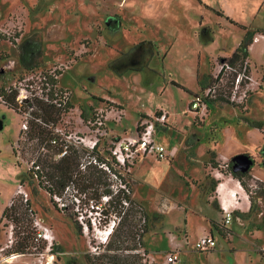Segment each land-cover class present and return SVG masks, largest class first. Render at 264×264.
<instances>
[{
	"label": "rangeland",
	"instance_id": "1",
	"mask_svg": "<svg viewBox=\"0 0 264 264\" xmlns=\"http://www.w3.org/2000/svg\"><path fill=\"white\" fill-rule=\"evenodd\" d=\"M203 1L211 7L221 8L244 25L250 24L241 5L234 0H0V29L10 33V36L0 38V89L12 87L32 72L21 67L18 46L26 38L35 36L41 43V55L38 66L32 70L35 73L59 72L57 88L67 93L71 107L58 114L56 125L69 136L68 146L77 149L80 164L88 161L87 152L77 139L86 131L81 121L93 118L96 113L105 116L108 136L99 142L97 152L103 158H109L112 142L135 135L140 118L158 113L159 107L165 108L169 113V128L157 133L156 139L169 150L176 149L173 159L166 162L156 161L152 156L140 157L129 169L121 170L131 199L146 215V232L150 231L145 238L147 247L160 260L169 249L167 232L170 230L171 234L178 235L182 243L183 236L176 233L180 230L178 226L186 220L190 238L178 249L184 264H264V247H256L264 243V197L256 181L249 178L252 177L250 169L241 179L248 190L247 216L236 215L240 217L238 220L231 213V224L228 225L224 224L225 212L219 216L218 224L208 220L216 247L207 253L193 250L196 232L206 224L205 216L211 213L204 200L206 203L211 201L213 208L218 210L216 202L209 198L214 191L213 184L223 176L231 175L227 163L219 164L212 148H206L209 133L216 131V125L220 136L224 137L220 147L222 153L244 149L255 154L247 153L254 163L251 168L264 179V146L254 151L262 143L261 138L242 118H264V104L261 103L264 53L259 54L258 59L251 56L250 74L257 82L254 86H259L263 92L255 97L256 104L251 106L249 115H242V108L253 92L243 105L215 100L211 106H220L214 109L210 106L206 115L209 111L212 113L208 118L204 115L193 119L187 110L192 98L171 84L173 81L191 90L197 86L204 88L213 80L216 63L231 57L235 44L243 35L238 27L224 26V19L213 9H206ZM112 21L119 23L115 31L109 28ZM252 26L262 29L264 35L262 18ZM194 28L197 41L192 35ZM206 28L213 29L211 38L200 37V32ZM213 50H218L217 59V54L212 57ZM198 64L201 72L207 71V75L196 74ZM235 75L225 76L227 87ZM143 112H150V116ZM20 123V116L0 103V243H3L0 245V264H89L88 258H97L104 252L91 254L88 243H102L103 232L115 215L119 220H114V228L105 243H111V248L117 250L109 254L123 259L138 255L132 252L138 248L136 245L132 249L134 225L137 229L139 224L135 217L128 215V224H122L123 215L120 214L121 220L117 207L108 206L101 198V205L94 201V210L89 208L85 213L90 223L95 221V227H89L85 233L78 214L71 209L62 213L54 206L49 194L29 172L32 161L36 162L44 153L51 157L53 151L34 149L25 134L19 138ZM18 140L21 141L20 156L13 152ZM211 153H214L213 158ZM212 163L217 165L216 168L211 166ZM39 166L41 169L43 165ZM201 169L202 175H199ZM18 179L27 193L28 207L9 239L7 219L1 220V216L9 192ZM106 182L110 186L108 179ZM104 189L99 186V192ZM88 191L95 199L93 191ZM14 199L17 204L23 203L20 194ZM186 205L200 213H186ZM24 208L21 209L23 212L26 211ZM35 218L52 231L54 240L49 249L45 240L35 239ZM27 231L31 237L27 253L15 252L16 243ZM141 248L146 251L145 244ZM14 256L17 257L11 263L5 262Z\"/></svg>",
	"mask_w": 264,
	"mask_h": 264
},
{
	"label": "built area",
	"instance_id": "2",
	"mask_svg": "<svg viewBox=\"0 0 264 264\" xmlns=\"http://www.w3.org/2000/svg\"><path fill=\"white\" fill-rule=\"evenodd\" d=\"M4 36H10L9 31L0 29V38ZM13 39L17 40L15 38ZM253 40H256V38ZM56 72L57 71L54 70L46 73L31 72L20 82L7 88V90L9 92H11V90L17 92V103L37 98L45 103L62 108L69 103V98L67 93L64 91H57L58 88L56 89L50 84L49 77L51 76L52 78L57 79ZM233 73L236 75L230 82L228 89L225 85L226 82L224 78L228 74ZM212 76L213 80L202 88L198 94L194 95L188 104L187 110L195 118H202L206 115L211 102L215 100L225 101L234 105H243L250 96V92H254V90L258 87L257 85L254 86L257 82L250 74V63L247 58L243 59L237 68L230 65L228 62L222 61L216 63L215 71ZM20 118V131L22 134L26 135L28 130L27 122L29 119H32V117L29 113H23ZM105 119L104 115L96 113L93 118L88 120L86 119L84 122L80 120V124H83L86 131L85 133H80V137H77V139L80 140V147L87 152L88 161L86 163H81L79 168L80 172L84 173L87 171L88 167L94 166L107 175L108 181L111 183L109 187H111L112 195L120 196L118 207L120 209V214L124 215L125 211L131 206V191L127 182L121 177V170L129 169L135 160L140 157L152 156L159 161L169 160L173 158L176 151L175 149H166L163 145L157 143L154 138L157 127L165 126L168 120V113L165 110L160 109L158 113L139 120L136 126L135 135L122 137L117 141L112 142L109 149V158H103L97 151L100 144L99 142L104 137L108 136L105 129ZM33 120L36 124L52 131V138L49 141V145L59 146V148H61V152L55 158L59 159L64 156L69 149L68 143L71 142V140H69V136L63 134L62 130L59 129L57 125L53 127L51 124H46L41 120V118H33ZM45 147L46 143L44 142L41 145L40 151L44 152L46 150ZM14 148L16 150V154H19L20 156L21 151L18 143L14 145ZM39 170V164L32 161L29 172H31L36 179L37 176L35 173ZM77 188L78 187H76L72 182H69L63 189H61V191L55 192L49 196L54 206L62 213L71 209L75 214H78V221L82 226L83 231L87 233V231H89V227H95V221H91L90 223V221L85 218V213L89 210V208L94 210L93 202L97 200H95L96 198L93 199L90 195H88L89 191H83L82 189ZM16 194L23 196V203L28 201L27 193L21 185L17 186ZM101 198L104 202L108 203L110 196H103ZM11 204L12 201L9 205ZM96 204L101 205L100 201H97ZM99 207L96 205L97 209H99ZM224 212V224L228 225L232 219L231 212ZM115 219L119 220L115 215L111 223L108 224L107 230L103 232L104 236L103 240H101L102 243H94L93 245L88 243L89 252L91 254H100V252H104V248L107 245L105 241L114 228ZM136 220L139 223L137 224V229L139 233H142L146 220L140 213H137ZM7 223L8 238L10 239L15 225L12 220H7ZM33 227L36 230L37 238L35 239L40 240L42 238L45 240L49 249L54 240L52 231L45 227L36 218L33 220ZM139 246L140 245H138V248L132 252L141 256V264H157L153 261V259H151V257H149V255H147L146 251ZM215 247L216 240L210 234L202 235L193 245L194 250L201 253L213 251ZM101 248H103L102 251ZM159 264L184 263L176 252H168L164 256L163 261Z\"/></svg>",
	"mask_w": 264,
	"mask_h": 264
},
{
	"label": "trees",
	"instance_id": "3",
	"mask_svg": "<svg viewBox=\"0 0 264 264\" xmlns=\"http://www.w3.org/2000/svg\"><path fill=\"white\" fill-rule=\"evenodd\" d=\"M215 14L217 16H223L221 12L215 11ZM117 18V17H115ZM229 23L233 26L238 27L241 30L246 31L245 37L240 42L238 48L233 52L231 57L227 59H221L223 62H228L232 66H236L243 61V59L247 58V50L250 44L252 43L254 32L253 31H247V27L236 23L232 19L227 18ZM109 28L111 30H117L119 28L118 22H110ZM19 63L21 67L25 71L34 72L32 69L38 66L39 58L41 55V43L40 41L35 37L31 36L23 40L19 46ZM59 75V72H56V76ZM50 84L52 87L57 89V80L49 77ZM171 84L182 89L185 92H188L187 89L180 86L176 82L171 81ZM12 89V88H11ZM57 91H61V89H57ZM16 95L17 92L14 90H11L9 92L7 89H0V98L3 105H5L8 109L13 110L15 113H17L19 116H21L23 113H29L32 117V119H29L28 124V130L26 132V138L27 141L32 142L34 149H40L41 145L45 142L46 147L45 149L49 151H53V155L50 157L47 155L48 153L40 154V156L37 158V163L43 165L39 171H36L37 181L38 184H41L45 191L52 195L55 192L61 191L67 185L69 182H74L79 189H82L83 191L91 190L96 195V200L100 201L101 197L103 196H110L108 206H112L113 208L117 207V210L120 214V209H118L119 206V199L120 196L112 195V191L109 189V184L106 182L108 179L107 175L101 171L98 170L95 167H88L87 171L82 173L80 172V162H79V155L77 153V149L74 147H69L67 153L60 157L59 159H56L55 156L58 155L61 152V148L59 146H50L49 141L52 138V131H49L48 129L44 128L41 125H38L34 122L33 118H41V120L46 124H51L53 127L56 126V122L59 113L66 112L70 107V103H67L64 107L58 108L52 104L45 103L37 98H33L28 101H23L22 103H17L16 101ZM32 108V109H31ZM85 114V112H84ZM247 121V124L253 128L258 129L262 132L263 130V124L261 122H254L245 119ZM21 138L22 133L20 132L19 135ZM18 145L20 147L21 141L18 140ZM15 148L13 147V152L15 153ZM21 151V149H20ZM211 157H214V153L210 154ZM101 159V157H100ZM212 167L216 168V164L212 163ZM227 167L231 170V176L235 179H237L242 186V188L247 193L246 185L241 181V179L249 174L248 172L241 173L233 171V163L231 160L227 163ZM44 170V171H43ZM252 178V177H249ZM22 182V180H21ZM258 187L260 188V194L264 197V184L256 181ZM99 186H104L105 189L99 192ZM108 186V187H107ZM216 183L213 184V188H215ZM28 202V201H27ZM16 203V199H12V204L7 206L3 213L1 220L7 219L12 220L15 227H18V220L23 216L24 213L27 212L28 203ZM130 208L128 209L129 212L125 213L122 217L123 221L122 224H128V215H131L132 217L137 216V213H140L146 220V215L143 212V209L137 205L135 201L132 199L130 200ZM26 207V209L24 208ZM25 209L26 211L23 212L21 209ZM31 213V212H30ZM125 216V217H124ZM121 219V220H122ZM136 225H134V234L132 237V240L134 241V245L132 249L136 248V245H140L141 247H144V243L142 241L143 235L146 233L147 228L144 225L142 233H139L138 229H135ZM30 232H24V235L20 238L19 242L16 243V249L15 252H18L20 254H25L28 251V248L30 247ZM114 248V247H113ZM111 243H108L106 247L104 248V254L98 256L97 258H88L87 261L89 264H141V258L138 255H131L130 257H127V259H123L121 257H118V255L111 253ZM107 252V253H106ZM147 252V251H146Z\"/></svg>",
	"mask_w": 264,
	"mask_h": 264
},
{
	"label": "crops",
	"instance_id": "4",
	"mask_svg": "<svg viewBox=\"0 0 264 264\" xmlns=\"http://www.w3.org/2000/svg\"><path fill=\"white\" fill-rule=\"evenodd\" d=\"M204 2L205 1H203V3ZM234 2H236L237 5H239V6L241 5V9H242L241 11L243 13H245L247 18L250 20V24L249 25H244L237 18L235 19L234 17H230V15H228V13H226L225 11H222L221 8L211 7L210 5H207L206 2L204 4L207 6V7H205L206 9H213L215 11H218V12L222 13L223 16H221V18L224 19V24H225L224 26L236 27V26H233L232 24H230L227 18L232 19V20L235 19L236 21H238V22L235 21L236 23H239V24H242V25L246 26L247 27V31H253L254 32L253 39L256 38V40H252V43L250 44V46L248 47V50H247V52H248L247 53V59H248L250 65H251V63H253L252 60H251L252 59V57H251L252 55H253V57L258 59L259 54H263L264 53V35L261 32L262 29L252 26V24L257 19L262 18L264 20V0H234ZM195 30H196L195 28H194V30H192L193 31L192 35H194V38L196 40V31ZM212 31H213V29L206 28V29H203L200 32L199 35H200V37L202 35H207V37L211 38ZM242 32H243V35L240 36V40L235 44V46H234V48L232 50L233 52L238 48L240 42L245 37L246 31L242 30ZM213 51H214V54L212 55V57L217 54V57H216V59H217L218 55H219L218 50H213ZM198 55H199V52H198ZM199 65L200 64H198V68L195 71L196 74L197 73H200V74L202 73V75H207V73H206L207 71L201 72V69H200ZM252 77H253V74H252ZM263 85H264V83H263ZM263 85H262V87H263ZM185 89H187V91H188V92H185V93H187L190 98H192L194 95L198 94L202 90V88L198 89V86L194 90H191V89H188V88H185ZM256 90L257 91L253 92L250 100L248 102H246V105L242 108V112H243L242 115H244V114H248L249 115L251 106L256 104L255 97L258 96L261 92H263V89L260 88L259 86L257 87ZM262 99L263 100H262L261 103L263 105L264 104V96H263ZM190 100L191 99H189L188 104H189ZM188 104H187V107H188ZM218 106H220V105H217V106L213 105V106L210 107V109H214L215 107H218ZM224 106H226V105L224 104ZM160 109H163V110H165L167 112V110L165 108H163V107H159L158 110H160ZM211 113L212 112L209 111V113L206 115V118H208V116ZM143 114H145L146 116H150V112H148V113L147 112H143ZM192 118L195 119V117H192ZM242 118L243 119L245 118L247 120L254 121V122H261L262 124H264L263 123L264 122V118L258 119V120H253L251 118H247V117H244V116ZM139 120L137 121V123L139 122ZM168 122H169V113H168V120H167V123L165 124V126H158L157 130H156V133L154 135V138H155L156 142L161 144V145H163L165 148H166V146L163 143H160L156 139V134L160 133L161 130L169 128V126H167V124H169ZM137 123H136V126H137ZM224 123H226V122H224ZM214 124L216 125V123H214ZM228 124L229 123H227V126H228ZM216 127H217V129H216V131L214 133H211V132L209 133V137H208L207 142H206V148L207 147H209V148L211 147L212 148V150H213L212 152H215L216 160H217V162L219 164L225 165L233 157H235L237 155H241V154H246L247 155V153L250 154V155H253V156L255 155V154L250 153V152H248V151H246L244 149H238V150L232 151L230 153H226L224 155L222 153V150L220 149V147H221V145L223 143L224 137L222 135L220 136V132H219L218 126L216 125ZM226 128L229 129V127H226ZM253 129L255 130V132H257L259 134V136L261 138V142H262V143H259L258 146L254 149V151L256 152V150L257 149L259 150V148L262 145L264 146V135L258 129H256V128H253ZM166 131H168V130H166ZM166 149H168V148H166ZM175 151H176V149H175ZM172 159L173 158H171L169 160H161V161L169 162ZM263 160H264V158H263ZM156 161H159V160H156ZM199 164L203 165L201 163H199ZM253 165H254V163H253ZM202 169H203V166H202ZM202 169H201V172H199V175H202ZM250 172H251L252 178L255 181H258V182L264 184V179L262 178V176L259 174V172L257 170L250 168ZM20 179H18L16 184L11 188V191L9 192L8 198L6 200V203H5L4 207H3V209L5 207L9 206V204L12 201V199L14 198V196L16 194V188L19 185ZM193 189L196 190L195 186H194ZM203 196H204V194H203ZM209 198H212L216 202V204L218 206V210L213 208L211 201L206 203L205 200H204L205 205H207V208H209L211 213L209 215L205 216V223L206 224L204 226L202 225L200 228H198V230L196 232V236H195L196 240L199 237H201L202 235H205V234L212 235L210 233V229H209L210 228L209 227L210 224L208 223V220L214 221V222H216V224H218L220 222V220H221V218H219V216L224 214V211H230L231 213H233L234 217H236L238 220H239L240 217H237L236 215H241V216L245 215V216H247L246 212L248 211V208H249V205H247L248 195L245 192V190L242 188V186L240 185L239 181L237 179L233 178L231 175L223 176L221 179L216 181V186L214 188V191H212V196L209 197ZM186 206L188 208L187 211H185V209H184V211L186 213H196V214L200 213V211H196L193 207H191L189 205H186ZM1 218H2V216H1ZM223 218H224V215H223ZM174 227H177V226L175 225ZM178 227H179L180 230H177L178 233H176V234H181L183 236L182 243H180L179 240H178V238H180V237H178V235L175 236V234H173V233L171 234L170 230H169L167 232V234H166L169 249H167V251H165L164 255L162 256V258L160 260L156 259V256H154V252L150 251V249L147 247L145 238H146V235L150 231L146 232V234L144 236L145 249H146L149 257H151V259H153V261L155 263H157V264L161 263L163 261V259H164V256L168 252H176L181 257V259L183 258L181 256V251H179L178 249L182 246L183 243L184 244L187 243L188 238H190L189 233L191 234V232L188 230V226L186 224V220H184L183 224L179 225ZM229 228L231 229V227H229ZM255 231L258 232V235H261L259 233L260 230L256 229ZM212 236L216 240L215 236L214 235H212ZM173 237H175L177 239L176 240L174 239L175 241H173ZM2 244L3 243H0V245H2ZM256 247L262 249V247H264V243H262V245H260V247L257 246V245H256ZM182 261L184 263L183 259H182Z\"/></svg>",
	"mask_w": 264,
	"mask_h": 264
},
{
	"label": "water",
	"instance_id": "5",
	"mask_svg": "<svg viewBox=\"0 0 264 264\" xmlns=\"http://www.w3.org/2000/svg\"><path fill=\"white\" fill-rule=\"evenodd\" d=\"M231 162L233 163V171L241 173L248 172L253 165V161L245 154L233 157Z\"/></svg>",
	"mask_w": 264,
	"mask_h": 264
},
{
	"label": "bare ground",
	"instance_id": "6",
	"mask_svg": "<svg viewBox=\"0 0 264 264\" xmlns=\"http://www.w3.org/2000/svg\"><path fill=\"white\" fill-rule=\"evenodd\" d=\"M104 236V235H103ZM17 256H14V257H11V258H8V259H5V262L6 263H11V260L12 259H15Z\"/></svg>",
	"mask_w": 264,
	"mask_h": 264
}]
</instances>
